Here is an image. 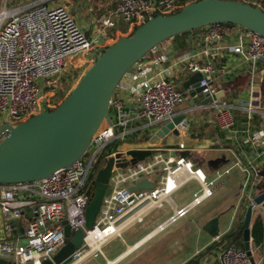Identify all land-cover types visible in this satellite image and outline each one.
Instances as JSON below:
<instances>
[{"label":"built area","instance_id":"1","mask_svg":"<svg viewBox=\"0 0 264 264\" xmlns=\"http://www.w3.org/2000/svg\"><path fill=\"white\" fill-rule=\"evenodd\" d=\"M194 1L197 0H116L115 8L98 20L99 33L119 28L120 23L134 32L156 15L176 13ZM203 28L206 31L197 48L173 61L190 74L208 75L200 81V86L205 87L200 95L207 98L219 91L218 84L214 86L211 82L217 83L240 68L264 60V34L239 26L235 43L224 47L220 43L229 31L226 23ZM112 38L96 44L65 5L50 6L48 0H0V128L5 123L16 126L45 108L55 109L71 91L65 72L72 58L79 54L90 66L105 47L116 41ZM158 46L150 52H155ZM220 51L234 53L239 58L237 66H216ZM148 54L124 75L110 100L111 122L104 120L76 161L40 180L0 183V210L4 219L3 227L0 226V259L13 264L54 261L67 241L66 222L72 233L84 231L83 243L73 253L72 261L98 256L104 245L122 230L169 202L173 213L155 230L164 231L212 197L217 182L233 166L242 167L246 176L240 203H254L264 178V173H260L264 168L262 88L251 84L245 99L224 97L200 104L206 109H216L215 126L233 142L232 147L225 149L236 158L230 168L216 169L215 178L209 179L202 166L183 153L198 147L209 148L211 141L201 143L197 134L194 140L197 145L192 148L185 143L163 147L158 145L162 139L151 141L161 125L177 115L176 107L189 92L175 79L170 65L159 69L167 61L166 56L148 61ZM236 110L246 114L241 124L236 120ZM190 122L186 116L183 128H188ZM141 134L147 139L137 141ZM240 149L241 157L247 159L244 165L237 153ZM132 150L150 154L137 159L129 153ZM111 158L108 183L111 191L104 196L92 228H87L86 210L97 186L98 173ZM146 179L154 187L135 188ZM190 180H196L199 189L188 203L179 207L173 194ZM221 238L219 235L215 240ZM258 249L252 241V254H248L244 247L224 242L202 257L200 264H264L263 258L256 259Z\"/></svg>","mask_w":264,"mask_h":264},{"label":"water","instance_id":"2","mask_svg":"<svg viewBox=\"0 0 264 264\" xmlns=\"http://www.w3.org/2000/svg\"><path fill=\"white\" fill-rule=\"evenodd\" d=\"M214 23H232L264 34V10L252 3L239 0H197L180 11L158 14L137 27L131 35L121 36L102 50L71 89L64 100L53 110H45L16 126L5 123L0 128V183H21L40 180L54 171L69 166L88 148L93 135L106 119H110V100L124 75L153 48L169 38ZM208 76L196 72L183 83L189 92L191 106L206 105L213 99L225 97L219 90L214 97H199L205 88L200 81ZM215 86L216 83L211 82ZM186 113H177L171 121L162 124L152 142L173 133L180 135ZM137 159H143L150 151L132 150ZM186 152L183 153V155ZM225 156L208 162L214 170L227 163ZM113 166L111 158L97 176V186L86 210V227L92 228L102 200L111 191L109 177ZM262 182L260 183V185ZM154 187L146 179L135 188ZM91 188L88 190L90 193ZM246 210L243 228V247L252 254V217L257 206L264 207V188L260 189ZM21 220L17 221V224ZM220 217L209 219L204 229L212 236L220 234ZM65 245L42 264H69L76 249L83 243L82 229L72 233L66 222ZM0 264H13L0 259ZM31 264V263H30Z\"/></svg>","mask_w":264,"mask_h":264},{"label":"crops","instance_id":"3","mask_svg":"<svg viewBox=\"0 0 264 264\" xmlns=\"http://www.w3.org/2000/svg\"><path fill=\"white\" fill-rule=\"evenodd\" d=\"M52 1L53 0H48V4L50 6L62 4L65 5L69 11H71V9H74L73 2L71 0H62L61 3H56V1L51 3ZM241 1L252 3L254 5L261 7L264 10V0H241ZM85 2L86 3H85L84 11L82 13L75 12L73 13V15L75 16L81 27L85 30V32L95 40L96 44L102 43L105 39H113L112 37H114L117 40L121 36H126L133 33L131 29H128L127 24L120 23L119 28L108 29L106 30L107 32L104 31L103 34H100L99 33L100 27L98 24V20L102 15L109 13L111 10L115 8L116 0H86ZM72 11L74 12V10ZM228 26H229V31L225 35L222 42L220 43L224 47H227L230 44L235 43L237 37V31L239 29V26H230V25ZM205 31L206 29L202 28L200 30L193 31L187 35H180L176 39L171 38L170 40L160 44L155 52H150L146 57V59L148 61H153L155 59L161 58V56L163 55L166 56L167 61L163 62L161 66H159V69L167 65H170L171 70H173V73L176 76L173 77H175V79H178V81H181V84H183L186 80L189 79V77L192 74L188 73L187 71H183V69H181L179 66H176L173 60L178 58L182 54H185L190 51H194V49L197 48L196 46H198V42L200 41V39L203 38ZM185 39L188 41L189 46L185 49L177 48L178 46L177 44H179L180 40H185ZM238 63H239V58L234 53L227 51H223V52L220 51L219 57L215 61L216 66L225 65L228 68H230L231 66H237ZM216 84H218L219 90H224L226 94L225 98H230V99L247 98L249 95V89L251 84H258L263 90V97H264V60H259L254 66H249V67L245 66L242 69L240 68L236 72L230 74L228 77L218 80ZM263 102L264 101H262V104ZM199 109L211 110V111L213 110V108L206 109L201 107L200 104H197L196 106H191L188 108L182 107L180 110L177 111V113H181V112L186 113L188 119L191 120L188 128H183V127L181 128L180 135L178 136L180 139L179 144L185 143L188 148L194 147V145H197L194 142L196 136L195 134H197L201 138V143L204 140L211 141L212 143L210 147L209 148L198 147L196 150L192 152H186V155L190 156L194 162H196L198 165L201 166L204 162V159L202 158L200 153H208L209 155L207 154L206 155L208 156L209 160L218 159L225 156L228 161L224 166L220 167L219 169L223 170V168L225 169L230 168L236 161V158L232 156L231 153L225 148L232 147L233 142L231 141V139H226L224 137V133L216 128L214 123L215 120L214 114L212 113L210 114L208 112L207 115L206 114L204 115L203 113L196 116L192 113L194 111H198ZM263 110H264V104H263ZM238 111L239 110H236L235 112ZM239 112L240 114H236L235 116L237 118L236 119L237 122L241 124L245 121L246 118L244 115L246 114H244L242 111ZM204 116L209 118L206 119ZM158 145L163 147L178 146V145H171V146L165 145L164 139L158 141ZM240 151L242 150L240 149L239 151H237V153L240 156L244 165L247 163V159L241 157ZM249 154H251L250 151ZM235 167L239 168L243 176L244 171L242 170V167L239 166H233L228 173H230L232 169ZM209 169H210L208 171L209 174L211 173L215 174L214 172L215 168L211 167ZM260 173H264V168L261 169ZM225 174L223 179L217 183L215 191L218 188L227 185V179L225 178ZM191 181H195L197 183V188L199 189L198 182L196 180H190L189 182ZM189 182H187L186 184H188ZM197 188L196 190H194V193L198 190ZM214 195L215 194H213V196ZM175 202L178 204L179 207L186 204V203L179 204L176 200ZM239 203H240V197L238 203L233 205L231 209L233 211L232 214H236L235 217L239 215L238 213L240 211V206H241L240 204H242ZM191 211L186 216L179 219L178 221L182 219H186L185 223L188 224L191 223L196 224L197 222H199L200 219H197V217L194 216H190ZM150 213L147 214L142 221L137 222L125 228L124 230H122L119 236L111 239L107 244H105L104 247L102 248L103 253H100L98 256H91L82 259L79 262L72 261L69 264H86L91 260L93 262L90 264H120L128 256L134 254L136 251L147 245L150 241L154 240L156 237L160 235H164V232L167 231L169 227L171 228L173 224L178 222L176 221L175 223L171 224L164 231L156 232L155 230L157 226L160 223H162L164 220L169 218V216L173 213V210L172 213L167 218L161 220L156 225H153V221L145 223ZM219 213L220 210L218 209L214 213H211L209 215H204V217H202L204 221L201 224L204 223L206 224V222L209 219L218 215L220 217V222H219L220 234L224 236V234L227 233L232 228L233 222H231L229 225H226L224 221L222 222L221 214ZM29 217L30 216H27V218ZM232 219H233V215H232ZM20 223H18L17 225L19 226ZM221 223L223 225H221ZM205 224L203 225L202 229H204ZM214 242H216L215 237L212 236L208 231H205V234L200 235V239L198 242L197 241L194 243L191 242L186 244V246H183V235H181L176 237V239L170 243L160 241L154 244L151 249L154 251H152V253L151 252L147 253L148 255H146L145 259H143V257L142 259L138 257L136 259L128 261L125 264H185L190 259L198 255V253L204 251L207 247L212 245ZM202 257L199 259L198 264H200Z\"/></svg>","mask_w":264,"mask_h":264},{"label":"rangeland","instance_id":"4","mask_svg":"<svg viewBox=\"0 0 264 264\" xmlns=\"http://www.w3.org/2000/svg\"><path fill=\"white\" fill-rule=\"evenodd\" d=\"M55 1H56V3L62 2V0H53L51 3L55 2ZM71 1L73 2V8H74V9H71V11H70L72 14L75 12L76 13H82L84 11L86 0H71ZM70 7H72V6H70ZM72 10H74V12ZM80 56L81 55L77 54L74 58H72V62L69 65L68 70L65 72V78H67V80H68V82H67L68 91H70L77 84L80 77L84 74V72L89 67V63L87 64L86 62H83L81 60L82 58ZM199 97H201V95H199ZM263 99H264V97H263ZM263 104H264V102H263ZM182 107L183 108L191 107L188 94H186L185 101L176 107V111L180 110ZM208 112L210 114L212 113L215 115L216 109L213 108L212 111L199 109L198 111H194L192 113L194 115L198 116V115L203 114V113H204V115L205 114L207 115ZM236 114H240V112L239 111L235 112V115ZM146 139H147V137L143 136L142 134L139 135L138 137H136L137 141H143ZM179 140L180 139L178 136L171 133L168 136H166V138H164V144L170 145V146L171 145H178ZM206 154L209 155L208 153H200V155L204 159V162L202 164V168L208 174L209 179H213V178H215L216 175L214 173L209 174V172H208L210 170L209 169L210 167L208 164V162L210 160L208 159V156ZM101 165H103V163ZM243 174L244 175L242 176L239 168H237V167L233 168L230 173L225 174V178L227 179V185H224V186L218 188L215 191L216 193H214L215 194L214 196H212L210 199L206 200L201 205L195 207L191 211L190 216H194V217H197V219H200V221L197 222L198 224L197 223L196 224L195 223H193V224L192 223L191 224L185 223L186 219H182V220L178 221L177 223L173 224L171 228L169 227L167 229V231L164 232V235H160V236L156 237L154 240L150 241L147 245H145L144 247H142L141 249L136 251L134 254L128 256L120 264H125L128 261L136 259L138 257H140L141 259L143 257V259H145L146 255H148L147 253H150V252L152 253V251H154V250H151L154 244H156L160 241L170 243V242L174 241L176 239V237L181 236V235H183V246H186V244L191 243V242H193V243L196 241L198 242L200 239V235L205 234V231H206V230L202 229L203 225L205 224V223L201 224L204 221L202 219V217H204V215H209L211 213H214L218 209L220 210L219 214H221L222 222L224 221L226 225H229L231 222H233L232 227L237 226L239 216H241L243 213L246 212L247 207L250 204L247 201L246 202L243 201L241 206H240V211L238 213L239 215L234 217V219H233L234 221L232 220L233 211L231 209H232L233 205L238 203V200H239V197H240V194L242 191V185H243L244 179L246 177L245 173H243ZM151 179L154 181H157L155 177H151ZM196 188H197V183L195 181H191L188 184H186L184 187L179 189L177 192H175L173 194V198L179 204L187 203L193 198L194 190H196ZM171 213H172V209H171L170 203L164 202L161 207L154 209L150 213V215L146 219L145 223L153 221V225H156L161 220L167 218ZM254 214H256V215L261 214L264 218V207L263 206L255 207V209L253 211V215ZM3 222H4V219H3V216L0 212V226L1 227H3ZM221 225H223V224L221 223ZM255 256H256V259H259V258L264 259V248H259L256 251ZM92 262L93 261L91 260L86 264H90Z\"/></svg>","mask_w":264,"mask_h":264},{"label":"trees","instance_id":"5","mask_svg":"<svg viewBox=\"0 0 264 264\" xmlns=\"http://www.w3.org/2000/svg\"><path fill=\"white\" fill-rule=\"evenodd\" d=\"M226 24H228L230 26H237V25L232 24V23H226ZM200 29H202V28H198V29H194L192 31L184 32L182 34L174 36L173 39L178 38L180 35H187L193 31H197ZM170 39L171 38H169L168 40H170ZM168 40H166V41H168ZM166 41H164V42H166ZM177 45H178L177 48H184V49L189 46L188 41L186 39L180 40L179 44H177ZM261 187L264 188V178H263V183H262ZM245 213H243L241 216H239L238 225L233 226L227 233H225L224 236H222L220 241L214 242L212 245L207 247L204 251L198 253V255H196L195 257L190 259L185 264H198L199 259L202 256L209 253L214 246H218L220 244H223L224 242L233 243L236 246L243 247V242H242L243 228H242V225L244 223ZM251 235H252L253 245L255 247L264 248V218L261 214H257V215L254 214L252 217Z\"/></svg>","mask_w":264,"mask_h":264},{"label":"flooded vegetation","instance_id":"6","mask_svg":"<svg viewBox=\"0 0 264 264\" xmlns=\"http://www.w3.org/2000/svg\"><path fill=\"white\" fill-rule=\"evenodd\" d=\"M263 183V182H262Z\"/></svg>","mask_w":264,"mask_h":264}]
</instances>
